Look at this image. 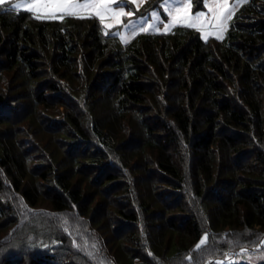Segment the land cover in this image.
I'll use <instances>...</instances> for the list:
<instances>
[{"label": "trees", "instance_id": "trees-1", "mask_svg": "<svg viewBox=\"0 0 264 264\" xmlns=\"http://www.w3.org/2000/svg\"><path fill=\"white\" fill-rule=\"evenodd\" d=\"M10 5L0 264H264V0L225 41L182 28L124 45L95 17Z\"/></svg>", "mask_w": 264, "mask_h": 264}, {"label": "rangeland", "instance_id": "rangeland-1", "mask_svg": "<svg viewBox=\"0 0 264 264\" xmlns=\"http://www.w3.org/2000/svg\"><path fill=\"white\" fill-rule=\"evenodd\" d=\"M248 0H229V6L231 10V18L227 19L224 22L223 29H218L213 27L214 21L212 23H205L203 24V31L199 30L201 25H197L196 28L188 27L184 23L174 22L172 16L166 10L164 6V0L159 1V3L153 7L148 8V4L152 3V0H138L137 4H130L128 0H119L120 6L125 8V11H132L134 15L132 17L122 16L120 18L119 23H115L110 17L107 18L104 23H108L111 25L109 28L104 27V23H102L99 18L95 15L94 10L87 9V10H78L73 14H69L67 12L58 13L56 18H52L50 16L45 15L42 11H27L24 8L15 9L17 11L23 10L32 13L36 17L40 19H47V20H62L67 18L68 16H75V17H95L102 28L104 34H112L116 37L118 42L121 45L129 43L137 36L142 35H159V34H169L172 32H178L182 28H191L197 31L203 39L207 38H214L220 41H225L227 30L231 22H233L235 15L239 11L240 7L245 4ZM6 2H11L12 4L20 3V2H31V0H6ZM78 3H84L85 0H77ZM191 8L189 10V14L191 16H195L198 12H204L205 20H211V13L208 11V8L205 6L206 0H202V7L198 8L197 4L194 0H190ZM150 6V5H149ZM180 3L179 0H168L167 8H176L179 7ZM116 5H113L115 9ZM145 7H147L146 10ZM156 12L159 18H155L152 16V13ZM151 25V27H149ZM219 37V38H217ZM2 88L6 89V83L3 81L1 83ZM54 140V139H53ZM37 141H39L42 145L49 143V138L47 135L42 134V136H37ZM43 207L44 206H38ZM5 235V231H0V239L2 236ZM261 245L257 246L255 250H258ZM246 249L241 250V252H245ZM236 253V252H235ZM261 255H225L223 258L211 259L207 261L206 264L214 262H222V264H243L252 261H256L258 258H261ZM250 264V263H249ZM259 264H262L261 262Z\"/></svg>", "mask_w": 264, "mask_h": 264}, {"label": "snow or ice", "instance_id": "snow-or-ice-1", "mask_svg": "<svg viewBox=\"0 0 264 264\" xmlns=\"http://www.w3.org/2000/svg\"><path fill=\"white\" fill-rule=\"evenodd\" d=\"M6 0H0V5H4ZM130 4H137L138 0H128ZM180 6L176 8H167L168 0H164V6L169 14L172 16L174 22L184 23L188 27L196 28L197 25H201L199 30L203 31V24L212 23L213 27L223 29L224 22L231 18V10L229 6V0H206L205 6L211 13V20H205V13L198 12L195 16L189 14L191 8L190 0H179ZM113 5H116L115 9ZM13 9L24 8L27 11H42L45 15L52 18H56L58 13L67 12L73 14L78 10H94L95 15L99 20L104 23L107 18H111L115 23L120 22L122 16L132 17L134 13L132 11H125L124 7L120 6L119 0H85L84 3H78L77 0H31V2H20L10 5ZM152 16L159 18L156 12L152 13ZM39 18V17H37ZM105 28L111 27L110 24L104 23ZM151 27V25H149ZM219 38V37H217ZM207 236L203 237L196 245L199 249L202 245L206 244ZM222 264V262H217Z\"/></svg>", "mask_w": 264, "mask_h": 264}]
</instances>
